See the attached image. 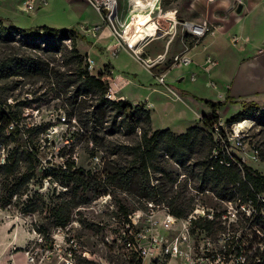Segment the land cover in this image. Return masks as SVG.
I'll return each mask as SVG.
<instances>
[{
  "label": "trees",
  "instance_id": "1",
  "mask_svg": "<svg viewBox=\"0 0 264 264\" xmlns=\"http://www.w3.org/2000/svg\"><path fill=\"white\" fill-rule=\"evenodd\" d=\"M5 21L0 19V52L14 42L23 51L0 55V210L19 206L23 213L51 215L56 227H66L74 210L95 197L110 195L112 188L152 204L154 209L166 208L175 216L186 217L196 205L194 197L186 196L188 183L179 181L182 169L187 172L184 178L199 183L195 190L211 192L222 201H243L258 214L261 212L259 196L264 195V175L215 145L214 130L221 122L219 111L234 104L230 97L223 102L204 100L212 114L201 119V126L183 134L170 129L153 130L146 105L107 97L110 86L105 77L111 74L107 70L99 75L90 72L88 55L79 49L85 37L76 28H7L3 26ZM13 76L44 79L53 85L59 99L56 106L64 111V121L74 128L68 138L72 142L77 137L85 141L91 159L102 156L105 163L101 171L79 168L75 160L61 167L45 165L38 135L22 129V113L7 108L8 101L3 97V83ZM241 107L243 112L231 123L260 111L256 102H241ZM261 114L264 117V110ZM260 159L264 161L263 151ZM49 177L58 178L65 189L53 194L63 195L56 200L32 191L35 183L42 185ZM120 210L125 217L135 212L123 206ZM259 219L264 224V218ZM211 225L201 223L200 227L211 230Z\"/></svg>",
  "mask_w": 264,
  "mask_h": 264
},
{
  "label": "rangeland",
  "instance_id": "2",
  "mask_svg": "<svg viewBox=\"0 0 264 264\" xmlns=\"http://www.w3.org/2000/svg\"><path fill=\"white\" fill-rule=\"evenodd\" d=\"M176 1L160 0V4L163 9L167 10ZM26 2L27 0H0V19L7 20L3 22L4 27L9 28L13 25L22 29L42 26L57 29L76 28L85 37V40L80 41L79 44L82 45L83 50H88V46L95 40L92 36L93 32L98 31H93L95 28H86L87 25L84 22L104 24L102 16L87 0H49L47 6L34 9L33 11L26 9ZM141 21H146V19ZM160 24L163 26V32L171 27L170 22L166 20H161ZM116 28L121 31L123 26L118 28L116 25ZM88 31L90 36H87ZM178 35L177 38L184 40L183 49L189 47L192 51L201 41H197L189 35L185 36L184 39L180 31ZM16 39L19 38L16 37ZM19 47L20 44L18 42H14L12 47L9 48L2 47L0 55L1 53L2 55L5 53L11 54L12 52L19 53V51L21 53L23 48ZM91 53L97 72H104L105 65L112 64L117 67L116 72L118 74L132 80L133 83H130L123 92L131 102L135 100L145 102V98L151 89L160 86L155 82L156 79L153 75L132 55L122 53L119 56L120 58H116L112 50L102 52L99 48L94 49ZM170 69V65H167L159 72L166 73ZM193 73L192 66H190L175 69L168 76L167 82L178 92L182 101L185 99L188 104L181 100H175L172 96L169 99L165 98L170 106L158 111L155 123L156 130L170 128L180 130L183 125L189 124L190 121L200 123L198 116L199 114L202 115L203 111L183 91L197 94L199 97L204 98L199 101L203 102V106L209 109H211L210 106L204 100H212L214 102L221 100L219 98V93L223 91L221 81H213L216 84L218 82V89H215L209 84L208 78L204 80L198 78V82H192L191 75ZM179 75L185 77L182 85L177 82ZM105 79L110 82L108 76ZM2 87L3 97L8 101L7 108L10 107L12 110L22 113L20 118L22 129L25 131L30 129L31 132L38 135L40 157L45 165L61 167L64 166L66 161L75 160L79 168L101 171L105 163L102 156L91 159L86 152L87 144L85 141L77 137L72 142L68 138L70 131H73L74 128L70 126L68 121H64V111H60L56 106L59 99L54 93L53 85L44 79L13 76L8 77ZM160 87L164 88L163 86ZM151 100L156 102L158 100L157 96H152ZM124 102L126 101L124 100ZM238 105V107L233 104L227 105L228 108L224 112V117L229 118L227 121H223L220 117L224 124L223 128H221L222 130H214L215 145L220 143L217 139L221 135L222 144L227 148V151L240 159H246L245 162L248 165L264 175V161L262 159L253 161L250 157L253 146H256L260 153L264 152V117L261 114V111L264 110V102L262 104L258 103L260 111L255 116L245 114L239 121L231 123L230 120L234 116L243 112L238 109L241 108V104ZM244 121H247L248 125L243 134L245 149L237 147L233 131L235 125ZM184 132H187V129L183 128L181 133ZM120 139L125 141L123 137H120ZM90 146L92 145L90 144ZM171 169L173 170V168ZM179 173L181 174L179 181L188 183L186 196L194 197L196 206H203L208 214L213 215L215 223L212 227L213 234L211 233V236L219 243L218 247H223L225 244L232 246L240 242L244 248L250 247L247 253L250 257L249 264H264V224L261 223L260 216L258 214L253 216L251 212L250 214L243 211L240 206L244 205V202L242 201L243 203L240 204L239 201H236L233 204V208L237 211V218L234 222H231L229 218L225 217V215L231 217L229 211L232 209L227 204L218 200L211 192L204 193L195 190L194 187H198L199 183L192 180L191 177L184 178V173H187L186 170L179 169ZM157 177L160 176L157 175ZM154 182L156 183V181ZM35 184L32 187V191L43 193L42 196L47 200H56L63 195L53 194H58L65 190L56 177H49L42 185L41 183ZM110 191V195L95 197L78 210H74L70 220L72 229L69 233L79 239L85 237L86 250L91 253V258L98 259V261H95L96 263H101L99 259L105 257L107 253L101 246L100 239L96 237L99 235L98 228H100V225L103 224L106 227L117 226L112 221L111 215L112 213H120V206L129 209L131 212L150 207L148 203L140 202L133 195L113 190L112 188ZM248 207L247 205V210ZM22 209L19 206H13L0 210V264H31L28 260L30 256L37 257L36 264H60L58 260L42 262L41 258H39V253L36 254V251L49 241L44 239V242L41 243L40 239L43 236L51 239V235L56 232L57 227L53 216L23 213ZM206 219L209 220V218ZM202 222L204 223L205 220H202ZM223 239L227 240L224 241ZM257 257L261 258V262L256 261Z\"/></svg>",
  "mask_w": 264,
  "mask_h": 264
},
{
  "label": "built area",
  "instance_id": "3",
  "mask_svg": "<svg viewBox=\"0 0 264 264\" xmlns=\"http://www.w3.org/2000/svg\"><path fill=\"white\" fill-rule=\"evenodd\" d=\"M87 1L99 12L104 23L113 29L112 35L118 40L116 48L112 50L113 54L116 55L121 49L129 51L153 75L158 85L170 91L175 100H181L178 92L167 82V75L171 70L190 67L194 64L191 49L186 47V49L170 58L167 52L158 55L154 59L146 57L143 51L144 47L152 38H158L160 32H163V26L159 22L156 20L149 22L147 18L146 20L149 23L144 25V27L153 35L148 36L146 35L147 33H140L142 34L140 35L141 39L139 44H137L134 39L137 33L129 34L125 26H123L121 31L116 28L117 15L114 16V14L118 10V0ZM152 3L161 5L160 0H150L149 4L151 5ZM26 4V9L33 11L34 9L47 6L49 0H27ZM105 11H107L106 14ZM174 26L180 28L183 38L189 35L197 41L202 40L212 31V25L208 21L175 20ZM98 30L99 28H95L93 31ZM165 33L163 32V34ZM176 35L177 33H174L173 37ZM233 41L237 44L239 39L234 38ZM87 63L91 72L95 62L88 56ZM161 65H170L171 69L166 73H160L156 69ZM203 66L205 71L211 74L219 66V61L213 56H208ZM196 80V74L193 73L191 81L195 82ZM125 84H130V81H126ZM210 84L213 88L218 89L217 84L213 81ZM109 86L107 95L109 99L113 101L125 100V97L120 95L121 90L125 87L124 84L119 85L116 80H110ZM246 122H240L235 127ZM223 124L221 121L220 127H216L215 130L220 131L223 128ZM235 127L233 129L235 144L237 147L245 149L244 132L237 133ZM247 127L248 125L244 128V131ZM217 141L220 142L218 149L226 148L222 144L221 135ZM250 157L253 161L260 160V151L256 146L252 147ZM242 160L246 161V159ZM220 201L232 209L229 211L231 217L227 215L225 217L234 222L237 218V211L234 210L233 204L236 201ZM259 201L263 205L259 214L246 202L240 208L247 213L251 212L253 216L258 214L263 219L264 195L259 196ZM239 203L243 202L239 201ZM247 205L249 206L248 210L246 208ZM149 206V211L138 210L128 215V217H125L121 212L112 213V221L117 224L115 227L100 225V228H98L99 235L96 237L100 239L101 246L107 252L105 257L99 259L101 263H96L95 261H98V259L90 257L91 253L86 250L85 237L79 239L69 233L72 229L71 224L66 227H57L56 232L51 235V239L41 236V243L44 242V239L49 241L44 243L36 251V254L39 253V258H41L42 262L58 260L60 264H249L250 257L247 253L250 247L244 248L240 242H237L232 246L225 244L220 249L218 247L219 243L211 236L213 228L207 230L205 226L200 227V224L203 223L202 220H205L203 224L211 222L214 225L215 223L213 215L208 214L203 206L197 205L186 217L175 216L166 208L154 209L152 204H149ZM206 218H209V220ZM28 260L31 264L37 263L36 256H30ZM256 261L261 262V258L257 257Z\"/></svg>",
  "mask_w": 264,
  "mask_h": 264
},
{
  "label": "crops",
  "instance_id": "4",
  "mask_svg": "<svg viewBox=\"0 0 264 264\" xmlns=\"http://www.w3.org/2000/svg\"><path fill=\"white\" fill-rule=\"evenodd\" d=\"M141 2L143 3L141 4ZM149 3L150 0H118L116 14L118 28L129 26L136 18H148L149 21L156 20L159 23L161 20L170 22L171 27L165 31V34L160 32L158 38H152L144 47L143 51L146 57L154 59L158 55L167 52L170 58L184 50V40L177 38L181 30L179 27L174 26L175 20L208 21L212 25L211 33L203 38L191 51L194 60L192 70L196 74V82H198V78L202 80L208 78L210 82L221 81L223 91L219 93L221 99L219 102L225 101L227 96L232 99L231 102L236 107L241 102H256L259 104L264 102V0H177L167 10L163 9L158 3L155 5ZM239 7H242L241 12H238ZM84 23L87 25L86 28H99V30L93 32L92 36L95 40L88 46V50H83L82 45L79 44V49L83 55H88L91 58V52L96 48H99L102 52L116 48L118 40L112 35L111 27L106 25L104 20L103 25L90 23L89 21ZM87 33V36H90V32ZM174 33H177L175 37H173ZM234 38L239 39L237 44L233 41ZM122 53L131 55L129 51L121 49L114 56L120 58L119 56ZM208 56H213L219 61V66L211 74L207 73L203 66ZM163 68H165V65L159 66L156 70L160 71ZM106 70L111 74L109 80H116L119 85H125L120 95L125 97L126 102L133 105L142 103L146 105L152 116L153 129L156 130L155 123L158 111L170 106L165 98L169 99L171 96L174 98L170 91L157 86L151 89L145 98V102L140 100L131 102L123 92L129 85L125 82L129 80L130 83H133L132 80L118 74L115 65H105ZM171 72L168 73L167 79ZM91 73L99 75L103 72H97L94 66ZM184 81L185 77L183 75L177 77V82L180 85ZM183 93L189 95L188 97L192 102L196 103L203 111V114L198 116L200 123L190 121L189 124L183 125V128L188 130L194 126H201V119L204 116H210L212 110L204 107V103L199 101L204 98L193 93L184 91ZM154 95L158 99L156 102L151 100ZM182 102L188 104L185 99ZM227 108L228 106H225L219 111L223 121L229 119L224 117ZM238 109H240V112L243 110L242 107ZM183 128L180 130L170 129L176 134H183L181 133Z\"/></svg>",
  "mask_w": 264,
  "mask_h": 264
},
{
  "label": "bare ground",
  "instance_id": "5",
  "mask_svg": "<svg viewBox=\"0 0 264 264\" xmlns=\"http://www.w3.org/2000/svg\"><path fill=\"white\" fill-rule=\"evenodd\" d=\"M143 2H141V4H142ZM176 14V13H175ZM172 15V14H171ZM175 16V15H174ZM143 19H145V18H136V19H134L133 20V22L129 25V26H126V29H127V31H128V33L130 34V33H133V32H135V33H137V36L134 38L135 39V42L137 43V44H139V41H140V39H141V36L140 35H142V34H145V33H147L146 35H148V36H151V35H153V34H151V33H149L147 30H146V28L144 27V25H147L149 22H148V20H146V21H141V20H143ZM140 33H142V34H140ZM152 33H153V28H152ZM247 126V122L246 123H241L240 125H238V126H236L235 127V129H236V132L237 133H242V132H244V128Z\"/></svg>",
  "mask_w": 264,
  "mask_h": 264
},
{
  "label": "water",
  "instance_id": "6",
  "mask_svg": "<svg viewBox=\"0 0 264 264\" xmlns=\"http://www.w3.org/2000/svg\"><path fill=\"white\" fill-rule=\"evenodd\" d=\"M241 11H242V7H239L238 12H241ZM106 13H107V11H105V14H106ZM116 14H117V13H115L114 16H116ZM114 16H113V17H114Z\"/></svg>",
  "mask_w": 264,
  "mask_h": 264
}]
</instances>
